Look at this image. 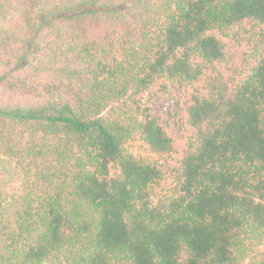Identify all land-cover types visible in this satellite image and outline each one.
<instances>
[{"label":"trees","instance_id":"1","mask_svg":"<svg viewBox=\"0 0 264 264\" xmlns=\"http://www.w3.org/2000/svg\"><path fill=\"white\" fill-rule=\"evenodd\" d=\"M0 264H264V0H0Z\"/></svg>","mask_w":264,"mask_h":264},{"label":"rangeland","instance_id":"2","mask_svg":"<svg viewBox=\"0 0 264 264\" xmlns=\"http://www.w3.org/2000/svg\"><path fill=\"white\" fill-rule=\"evenodd\" d=\"M178 88L182 89V87ZM169 89V85L166 89H163L162 87H157L156 83H154V86L152 88H149L148 92H145L143 93V95H141V103H147V106L152 110V112H154L157 116L161 117L164 120V124L167 127V130L173 132V138L175 142H177L179 145H183L186 142V138L184 134H182L178 129L179 125L177 126L176 124H174L172 119H168V112L172 113L173 111V102L171 99L172 96L169 93ZM136 147V149L140 151L141 154H148L143 147H138V144H136ZM165 160L168 164L167 166H169L170 168L175 165L173 157H167ZM167 184H173V176L168 177L165 185Z\"/></svg>","mask_w":264,"mask_h":264}]
</instances>
